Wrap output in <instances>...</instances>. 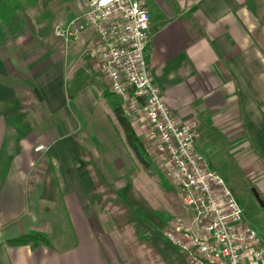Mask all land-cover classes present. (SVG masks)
Segmentation results:
<instances>
[{"label": "crops", "instance_id": "0c3cea01", "mask_svg": "<svg viewBox=\"0 0 264 264\" xmlns=\"http://www.w3.org/2000/svg\"><path fill=\"white\" fill-rule=\"evenodd\" d=\"M43 1L47 11L55 12V23L66 22L88 2ZM141 1L150 16L144 50L150 81L174 120L196 131L199 153L227 152L241 163L240 178L245 172L247 183L233 179L228 184L221 178L237 191L229 188L264 247V0ZM52 36L56 43L50 42L51 49L30 31L0 47V107L19 104L31 126L18 149L7 153L10 160L1 176L0 264H137L120 258L111 230L102 228L91 207L86 186L87 163H94L98 147L112 159L117 130L102 95L107 86L89 52L93 32L87 29L66 45ZM74 77L85 86L68 98L65 87ZM4 130L0 115V146ZM36 163H51L59 193L50 203L59 205L71 230L67 246L49 241L34 247L5 244L25 234L47 238L43 181L32 175ZM80 163H86L85 169ZM169 244L177 257L172 263L159 256L144 259L149 264H185Z\"/></svg>", "mask_w": 264, "mask_h": 264}, {"label": "built area", "instance_id": "2783aa9c", "mask_svg": "<svg viewBox=\"0 0 264 264\" xmlns=\"http://www.w3.org/2000/svg\"><path fill=\"white\" fill-rule=\"evenodd\" d=\"M149 12L141 0H88L86 8L52 34L66 45L91 29L89 52L122 114L138 127L162 164L190 224L164 232L185 264H264V247L242 216L224 180L194 147L196 131L177 123L150 81L144 50ZM38 149V148H36Z\"/></svg>", "mask_w": 264, "mask_h": 264}, {"label": "rangeland", "instance_id": "374dc122", "mask_svg": "<svg viewBox=\"0 0 264 264\" xmlns=\"http://www.w3.org/2000/svg\"><path fill=\"white\" fill-rule=\"evenodd\" d=\"M24 10L31 20L34 31H37L38 28L50 20L48 14L38 5H27L24 7ZM49 14L52 17L55 16V12H49ZM54 24L55 17L52 19L50 27H53ZM55 47L58 46L56 45ZM129 123L141 141L149 160L154 164L159 175L164 180V184L160 183L158 177L149 175L129 149L126 152L124 151V144L121 140V135H123L122 130L118 122L114 120V129L117 130L113 133V141L116 147L113 149L116 151L113 150L111 152L112 159L108 160L99 151L100 147L96 149L94 163H87V165L96 173L95 182L97 184L95 185L91 179H88L86 186L93 198L91 207L95 211L97 219L101 222L102 228L111 230L114 242L113 246L119 251L120 258L125 260L126 257H129L126 260L127 263L136 261L137 264H149L144 258H149L151 255L147 254L148 251L133 236L132 227L125 226L121 229L119 226V215L117 213L121 214L123 212L120 204L127 206L130 215L142 222L147 228L158 231L162 240L165 239L164 232L175 234L177 237L176 232L189 226L191 217L178 199L170 180L164 176L162 164L154 153L150 143L139 133L138 127L130 121ZM12 137L11 129L5 125L2 142H6L7 153L14 152ZM214 142L215 140L212 141V143ZM212 147L217 146L214 145ZM201 153L209 160V166L215 170L218 176L225 177L228 184L229 180L233 179H238L241 182L244 179V182L247 183L245 172L242 174V178H240V174L242 173L240 172L241 163H235L237 160L231 156L232 154L228 156L227 152L219 154H211L210 152ZM224 155H227L229 158ZM4 164L0 163V181ZM84 164L86 163L78 165L85 169L83 167ZM32 175H38L43 181L45 175L44 163H36ZM229 188L233 194L237 193L232 186ZM41 209L42 213L48 216L44 218V222L48 228V241L59 248L69 245L72 233L66 219L63 218V212L60 210L59 205L46 202L44 206H41ZM247 212L248 210H245L244 215ZM144 233L146 236L150 234L146 230Z\"/></svg>", "mask_w": 264, "mask_h": 264}, {"label": "trees", "instance_id": "16d2710c", "mask_svg": "<svg viewBox=\"0 0 264 264\" xmlns=\"http://www.w3.org/2000/svg\"><path fill=\"white\" fill-rule=\"evenodd\" d=\"M27 5L40 6L50 17V20L38 28L37 31L33 30L31 20L25 13L24 7ZM52 19L53 17L49 14V11H47L43 0H0V47L4 46L20 34L30 31L33 33V36L40 38L47 49H51L53 46L52 44L56 43V39L51 34L52 27H50V24ZM50 42H52V44ZM83 82L82 78L74 77L65 87L67 97L73 98L80 90H82L85 86ZM102 95L106 98L110 109L114 113L115 118L122 129L128 149L133 153L143 169L149 175L158 177L160 183L163 185L164 180L146 155L144 147L136 136L128 119L122 114L119 97L109 93L106 89L102 91ZM22 109L23 108L19 104H4L0 107V115L3 118L5 125L14 132L12 137L14 149H18L17 144L19 140L28 135L31 131L30 123L24 120ZM9 160L10 155H7L6 152V142H2L0 147V163H5L2 169L3 172L5 170V165ZM44 168L45 175L40 192V199L46 202H55L59 192L53 169L50 163H44ZM88 179H91L95 185L97 184L95 182L96 173L90 166L88 168ZM120 206L121 209H123L121 214L117 213L119 215L118 222L120 228L122 229L125 226L132 227L131 230L133 236L138 239L140 241L139 244L148 251L147 254L151 255L149 258L155 260V256H159L169 263H172L174 258L177 257L169 242L162 240L158 231L147 228L138 219L133 218L130 215L127 206L122 204H120ZM145 230L150 232L148 236L145 235ZM48 243V239L39 234H25L9 239L5 242V244L9 246L29 244L32 247L38 244L48 245Z\"/></svg>", "mask_w": 264, "mask_h": 264}]
</instances>
